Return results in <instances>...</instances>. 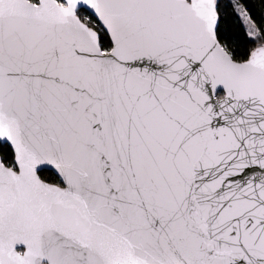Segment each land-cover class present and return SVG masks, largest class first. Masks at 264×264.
<instances>
[{
  "label": "snow or ice",
  "instance_id": "obj_1",
  "mask_svg": "<svg viewBox=\"0 0 264 264\" xmlns=\"http://www.w3.org/2000/svg\"><path fill=\"white\" fill-rule=\"evenodd\" d=\"M0 264H264V0H0Z\"/></svg>",
  "mask_w": 264,
  "mask_h": 264
}]
</instances>
